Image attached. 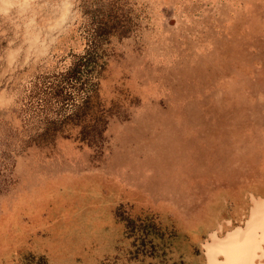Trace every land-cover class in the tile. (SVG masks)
<instances>
[{"label":"rangeland","instance_id":"1","mask_svg":"<svg viewBox=\"0 0 264 264\" xmlns=\"http://www.w3.org/2000/svg\"><path fill=\"white\" fill-rule=\"evenodd\" d=\"M259 198L264 0H0V264H209Z\"/></svg>","mask_w":264,"mask_h":264},{"label":"bare ground","instance_id":"2","mask_svg":"<svg viewBox=\"0 0 264 264\" xmlns=\"http://www.w3.org/2000/svg\"><path fill=\"white\" fill-rule=\"evenodd\" d=\"M254 201L245 228H238L222 239L212 235V242L206 245L209 264H264V200ZM219 254L224 255L223 261L218 260Z\"/></svg>","mask_w":264,"mask_h":264}]
</instances>
